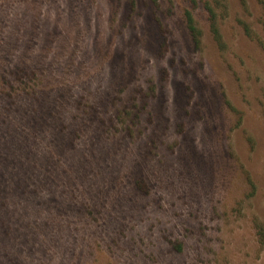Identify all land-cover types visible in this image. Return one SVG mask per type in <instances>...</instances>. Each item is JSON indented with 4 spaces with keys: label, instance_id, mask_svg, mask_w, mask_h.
I'll return each mask as SVG.
<instances>
[{
    "label": "rangeland",
    "instance_id": "obj_1",
    "mask_svg": "<svg viewBox=\"0 0 264 264\" xmlns=\"http://www.w3.org/2000/svg\"><path fill=\"white\" fill-rule=\"evenodd\" d=\"M202 2L0 0V264H264V0Z\"/></svg>",
    "mask_w": 264,
    "mask_h": 264
},
{
    "label": "trees",
    "instance_id": "obj_2",
    "mask_svg": "<svg viewBox=\"0 0 264 264\" xmlns=\"http://www.w3.org/2000/svg\"><path fill=\"white\" fill-rule=\"evenodd\" d=\"M155 1V0H153ZM199 0H191V5L193 6L192 9H186L183 13V19L185 23V27L190 35L191 42L195 48H199L202 44V31L195 19L193 9L198 5ZM223 2V0H203L202 6L207 16V22L209 24V32L211 34V37L213 41L215 42L216 46L221 48L222 50L225 49V42L223 40V35L220 29L219 24V15H218V9L219 6ZM250 30L257 35L249 26L246 27L247 33L250 35ZM43 72H37L35 73L32 70V76L31 79L33 80V85L31 87H25L29 90L30 94L32 96H35V104L36 108L33 110V113L36 112L34 115L35 117H30L29 124H32V129L38 130L39 127H41L39 124L44 125V120L46 117H37L39 114H42V111H45V106L47 104L46 102V95L45 91L50 92V86L52 84V76L48 74L45 70L42 69ZM20 72V71H19ZM25 76V75H24ZM19 79V78H17ZM1 83L4 85V80L0 78ZM51 83V84H50ZM1 87V89H3ZM6 88H9L6 87ZM1 94V90H0ZM34 101V100H33ZM46 103V104H45ZM45 104V105H44ZM44 105V106H43ZM41 107V108H40ZM50 108V107H48ZM41 109V110H40ZM55 114V112H54ZM5 121V119L2 118L1 124ZM59 125V124H58ZM0 159L3 162L5 168L9 170V165H11L12 160L5 158L2 150H0ZM9 164H7V163ZM1 168V167H0ZM33 174V173H32ZM4 176L0 177L1 179ZM25 185V184H24ZM3 205V204H2ZM258 235L260 236V240L264 238V232L262 231L261 227L259 226ZM180 250V248H178Z\"/></svg>",
    "mask_w": 264,
    "mask_h": 264
}]
</instances>
